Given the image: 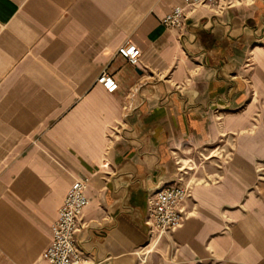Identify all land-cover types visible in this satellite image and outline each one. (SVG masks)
Listing matches in <instances>:
<instances>
[{
  "label": "crops",
  "instance_id": "crops-1",
  "mask_svg": "<svg viewBox=\"0 0 264 264\" xmlns=\"http://www.w3.org/2000/svg\"><path fill=\"white\" fill-rule=\"evenodd\" d=\"M184 4L0 0V264L43 263L80 178L83 264H264V0L167 28ZM181 175L188 217L152 236L151 196Z\"/></svg>",
  "mask_w": 264,
  "mask_h": 264
},
{
  "label": "built area",
  "instance_id": "built-area-1",
  "mask_svg": "<svg viewBox=\"0 0 264 264\" xmlns=\"http://www.w3.org/2000/svg\"><path fill=\"white\" fill-rule=\"evenodd\" d=\"M242 0H185L182 6H176L167 14L162 22L167 28H182L187 15L200 7L222 10L231 7ZM119 54L130 63H139L142 51L131 42L119 49ZM98 83L109 92L119 90V83L110 72H103ZM182 173H184L182 171ZM88 178H80L70 186L65 201L60 208L58 219L51 226V242L42 255V264H83L84 254L78 248L77 234L81 219L89 200L86 190ZM192 196V185L184 182L183 175L179 180L159 188L150 199L146 224L152 236L162 237L179 229L188 214L185 205Z\"/></svg>",
  "mask_w": 264,
  "mask_h": 264
},
{
  "label": "rangeland",
  "instance_id": "rangeland-1",
  "mask_svg": "<svg viewBox=\"0 0 264 264\" xmlns=\"http://www.w3.org/2000/svg\"><path fill=\"white\" fill-rule=\"evenodd\" d=\"M243 1H246V0H243Z\"/></svg>",
  "mask_w": 264,
  "mask_h": 264
}]
</instances>
